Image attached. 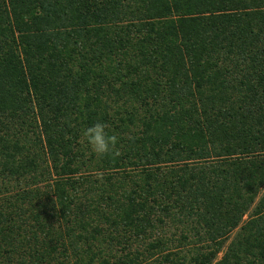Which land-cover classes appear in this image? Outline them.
I'll use <instances>...</instances> for the list:
<instances>
[{"label": "trees", "instance_id": "16d2710c", "mask_svg": "<svg viewBox=\"0 0 264 264\" xmlns=\"http://www.w3.org/2000/svg\"><path fill=\"white\" fill-rule=\"evenodd\" d=\"M0 264H264V0H0Z\"/></svg>", "mask_w": 264, "mask_h": 264}, {"label": "clouds", "instance_id": "9594fccd", "mask_svg": "<svg viewBox=\"0 0 264 264\" xmlns=\"http://www.w3.org/2000/svg\"><path fill=\"white\" fill-rule=\"evenodd\" d=\"M109 129L108 123L97 121L84 129L83 136L91 151L97 156L115 161L121 155L118 147L120 137L116 133H110Z\"/></svg>", "mask_w": 264, "mask_h": 264}]
</instances>
